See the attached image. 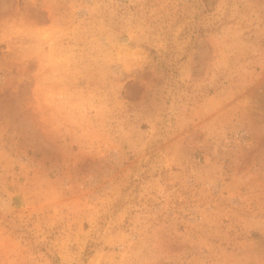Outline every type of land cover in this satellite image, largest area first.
I'll use <instances>...</instances> for the list:
<instances>
[{"label": "rangeland", "instance_id": "rangeland-1", "mask_svg": "<svg viewBox=\"0 0 264 264\" xmlns=\"http://www.w3.org/2000/svg\"><path fill=\"white\" fill-rule=\"evenodd\" d=\"M0 264H264V0H0Z\"/></svg>", "mask_w": 264, "mask_h": 264}]
</instances>
